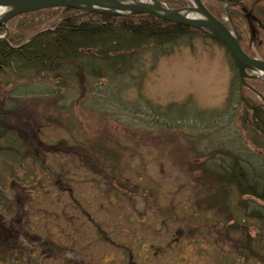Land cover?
Wrapping results in <instances>:
<instances>
[{"label": "rangeland", "instance_id": "obj_1", "mask_svg": "<svg viewBox=\"0 0 264 264\" xmlns=\"http://www.w3.org/2000/svg\"><path fill=\"white\" fill-rule=\"evenodd\" d=\"M238 1L257 19L250 29L244 16L246 35L255 36L264 29V0ZM233 79L225 49L200 37L155 63L143 54L114 80L79 70L57 81L0 75L5 126L28 135L31 124L46 144L96 147L90 157L102 155L106 173L111 162L112 177L122 182L102 180L68 156L46 155L47 171L15 154L0 157V264H67L73 256L82 264H127V255L135 264H264V220L243 209L246 203L264 212V204L214 183L210 169H202L219 167L230 151L264 174V144L251 143L246 110L235 100L225 116L197 128L190 116L150 110L189 105L208 119L226 104ZM7 95L32 98L14 106ZM24 141L18 144L26 148Z\"/></svg>", "mask_w": 264, "mask_h": 264}, {"label": "trees", "instance_id": "obj_2", "mask_svg": "<svg viewBox=\"0 0 264 264\" xmlns=\"http://www.w3.org/2000/svg\"><path fill=\"white\" fill-rule=\"evenodd\" d=\"M159 1L171 10L189 6L187 0ZM222 1L233 5L230 7L229 16L226 15L222 2L201 0L205 8L216 19L224 22L222 17L227 18L228 23L224 22L225 25L233 29L248 56L254 57L250 51L255 49L259 58L264 61V29L260 28L255 36L246 35L244 15L241 14L239 1ZM7 30V43L0 42V75L9 72L16 80L27 79L29 81L44 76H50L56 81L67 79V77H72L78 70L86 78L114 80L129 73L140 60H143V54H147L151 61L155 63L159 58L172 54L175 48H179L184 44L191 45L192 39L196 37L213 41L198 30L147 15L117 17L85 14L82 11L63 8L16 16L8 21ZM4 34L5 29L0 26V36ZM32 37L33 40L26 43ZM213 42L223 47L222 44ZM225 51L234 69V81L231 83L229 97L224 107L211 113L208 119H206L205 114L195 113L189 105L183 106L181 110H177L173 106L167 107L164 111L156 107L150 110L157 117L167 118L172 116V118H175L177 116L183 118L184 116H190V124L191 122L194 123L191 127L197 128L201 124L202 127L209 126L212 121L225 116L228 107L236 100L237 104L242 106L248 114L246 122L251 127V143L256 148H262L264 144V103L257 95L241 86L234 62L229 52ZM248 84L264 98V77L249 80ZM234 95L239 96L233 99ZM29 98H32L31 95H7V100L13 102L14 106L20 102L30 100ZM20 107H14L12 111ZM28 131V135L26 133L20 134L13 127L5 126L0 118V157L11 160L16 156H20L19 158H22V161L31 163L34 161L41 169L47 171V165L42 162L46 155L68 156L92 174L101 176L102 180L110 181L112 184L117 182V185L122 183L121 180L118 181L112 177L114 170L110 165L111 162L108 166L110 172L106 173L102 162L103 156L93 151L92 153L97 157L93 156L95 157L93 159L90 157L89 151L94 150L93 148L96 147L88 146L86 152V146L82 144L79 147H69L64 143L46 144L39 141L38 136L40 134L37 127L30 124ZM21 140L29 142V144L27 142L28 147L25 144L27 149L18 144V142H22ZM205 148L207 153L210 152L208 149L211 152H218L213 148ZM11 154H15L14 157L11 158ZM226 155L230 159H221L222 164L219 167L206 164L202 169H210L214 183L221 181L227 183L239 196L252 198L264 204V174L259 168L261 166L252 161H243L230 151H227ZM50 175L56 182L55 184L59 186L58 184L61 181L57 174ZM216 203L222 208L223 206L226 207L225 203V205L221 202ZM244 204L243 209L248 212H244L246 217L257 221L264 220L263 211L255 207L248 209L246 203ZM3 205L0 196V208ZM244 249L250 256V240H248ZM127 257V264H135L131 261L129 255ZM75 258L79 257L69 258L68 262H70L69 260L71 262L67 264H82Z\"/></svg>", "mask_w": 264, "mask_h": 264}, {"label": "water", "instance_id": "obj_3", "mask_svg": "<svg viewBox=\"0 0 264 264\" xmlns=\"http://www.w3.org/2000/svg\"><path fill=\"white\" fill-rule=\"evenodd\" d=\"M190 6L171 10L165 8L158 0H0V26L5 34L0 36V42L7 43V23L12 18L43 10L73 9L85 14H98L117 17L147 15L162 21L183 25L198 30L210 39L221 43L229 52L237 69L240 84L243 88L257 95L264 103V98L254 90L248 80L264 77V61L251 58L244 52L235 32L216 19L202 4L201 0H187ZM225 12L229 16V8L233 5L222 0ZM245 19H256L242 8ZM33 40V37L26 43ZM25 43V44H26Z\"/></svg>", "mask_w": 264, "mask_h": 264}, {"label": "flooded vegetation", "instance_id": "obj_4", "mask_svg": "<svg viewBox=\"0 0 264 264\" xmlns=\"http://www.w3.org/2000/svg\"><path fill=\"white\" fill-rule=\"evenodd\" d=\"M250 13H251V12H250ZM251 14H252V13H251ZM254 23H255V24H256V23L258 24V22H257V21H256V22L254 21L253 23H252V22H250V29H252V26H253L252 24H254Z\"/></svg>", "mask_w": 264, "mask_h": 264}, {"label": "bare ground", "instance_id": "obj_5", "mask_svg": "<svg viewBox=\"0 0 264 264\" xmlns=\"http://www.w3.org/2000/svg\"><path fill=\"white\" fill-rule=\"evenodd\" d=\"M0 12H2V11H0Z\"/></svg>", "mask_w": 264, "mask_h": 264}]
</instances>
